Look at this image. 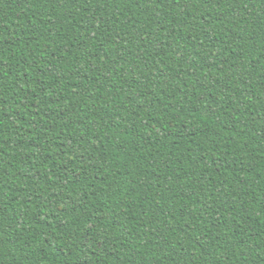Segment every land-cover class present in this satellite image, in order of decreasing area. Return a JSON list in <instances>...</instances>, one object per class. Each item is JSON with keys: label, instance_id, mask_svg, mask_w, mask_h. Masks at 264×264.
<instances>
[{"label": "trees", "instance_id": "obj_1", "mask_svg": "<svg viewBox=\"0 0 264 264\" xmlns=\"http://www.w3.org/2000/svg\"><path fill=\"white\" fill-rule=\"evenodd\" d=\"M0 264H264V0H0Z\"/></svg>", "mask_w": 264, "mask_h": 264}]
</instances>
